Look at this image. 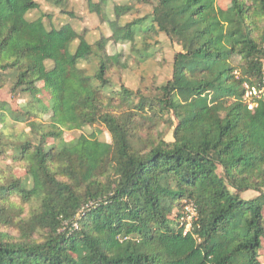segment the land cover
Here are the masks:
<instances>
[{
    "label": "trees",
    "instance_id": "16d2710c",
    "mask_svg": "<svg viewBox=\"0 0 264 264\" xmlns=\"http://www.w3.org/2000/svg\"><path fill=\"white\" fill-rule=\"evenodd\" d=\"M44 1L75 16L71 0ZM221 1L155 0L122 24L133 5L110 18L108 0H86L112 29L93 43L87 27L30 19L37 0H0V91L18 104L0 99V264H264V98L245 100L262 78L264 0ZM140 34L144 54L158 34L181 47L149 93L115 83L123 53L108 50ZM97 125L110 139L68 137Z\"/></svg>",
    "mask_w": 264,
    "mask_h": 264
},
{
    "label": "rangeland",
    "instance_id": "374dc122",
    "mask_svg": "<svg viewBox=\"0 0 264 264\" xmlns=\"http://www.w3.org/2000/svg\"><path fill=\"white\" fill-rule=\"evenodd\" d=\"M41 3V8L31 11L28 14L30 19H36L40 16H47L45 22L48 26H60L65 23H72L77 28H88V32H91L89 36L93 43L97 41V37L102 35H109L112 33L111 26L104 23L101 18L93 13H90L87 8L86 0H71V4L68 10L75 16L62 14L58 9H55L45 3L44 0H37ZM108 0L106 7L107 14L110 18L114 16V6L116 4H130L134 6V10L123 16L120 23L126 24L132 22L135 19L148 16L152 9L155 0ZM230 0H222L223 6L227 5ZM52 17V20L48 17ZM53 22V24H52ZM50 24V25H49ZM148 25V21L145 25ZM144 37L140 34L134 43L128 42L111 43L108 46L110 53L122 52V64L124 67H119L117 71H113V78L117 85L125 84L134 91L141 90L144 93H149L152 89L163 85L170 77L172 72V60L174 54L181 50V47L171 40H169L164 34L153 35L147 39L150 45L147 50V54H144L145 49ZM80 66L83 67L88 74L93 75L97 69V61L95 58L83 60L80 62ZM10 83H7L2 91H0V99L8 101L14 108L18 107L16 98L12 96ZM13 128V129H12ZM10 129V132L21 133L25 131V125H16ZM95 133L101 140L110 139L108 131L101 126H89L83 130L73 131L68 137H77L81 134L90 135ZM166 139L172 141V132H167ZM259 195L255 191H247L241 194L242 198L250 200ZM264 259V256H263Z\"/></svg>",
    "mask_w": 264,
    "mask_h": 264
},
{
    "label": "built area",
    "instance_id": "2783aa9c",
    "mask_svg": "<svg viewBox=\"0 0 264 264\" xmlns=\"http://www.w3.org/2000/svg\"><path fill=\"white\" fill-rule=\"evenodd\" d=\"M245 100L250 108L257 106L259 99L264 98V60L262 61V78L258 84L245 83ZM197 216V206L193 201H189L185 206V214L181 217V224L186 227V232L190 230L192 223ZM77 227V224H75Z\"/></svg>",
    "mask_w": 264,
    "mask_h": 264
}]
</instances>
